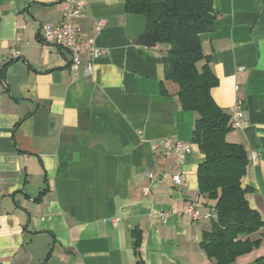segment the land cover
<instances>
[{"label":"crops","instance_id":"1","mask_svg":"<svg viewBox=\"0 0 264 264\" xmlns=\"http://www.w3.org/2000/svg\"><path fill=\"white\" fill-rule=\"evenodd\" d=\"M78 1L79 36L106 50L92 72L88 53L73 73L68 48L43 41L44 24L63 19L67 0H0V63L9 62L0 91V264H217L202 247L212 218L175 212L192 201L210 213L214 200L199 189V114L183 110L178 84L165 79V45L135 42L143 18L125 0ZM214 10V26L200 34V66L218 77L212 94L225 112L244 100L249 124L227 140L258 153L241 181L264 217V0H214ZM164 138L192 143L180 165L164 154ZM177 170L181 185L169 179ZM254 236L260 247L235 264L264 255V228Z\"/></svg>","mask_w":264,"mask_h":264},{"label":"trees","instance_id":"2","mask_svg":"<svg viewBox=\"0 0 264 264\" xmlns=\"http://www.w3.org/2000/svg\"><path fill=\"white\" fill-rule=\"evenodd\" d=\"M125 7L143 18L135 42L165 45V79L178 84L183 110L199 114L193 136L204 155L197 168L199 189L204 198L214 200L212 225L203 234L202 247L217 264H235L262 244L254 234L264 228V217L249 202L252 187L241 181L250 161L248 151L242 143L227 140L233 129L230 114L212 94L218 77L208 63L200 66L207 59L200 34L214 26L218 15L214 0H125ZM8 63H0V91ZM135 236L138 248L142 234ZM256 264H264V255Z\"/></svg>","mask_w":264,"mask_h":264},{"label":"built area","instance_id":"3","mask_svg":"<svg viewBox=\"0 0 264 264\" xmlns=\"http://www.w3.org/2000/svg\"><path fill=\"white\" fill-rule=\"evenodd\" d=\"M84 4L78 0H67L64 7L63 19L59 22H49L44 24V39L45 43H53L60 47L68 48L71 58L69 61L70 70L73 73H77L80 69L82 63V56L84 53H88L91 60L87 61L86 70L87 72H92L94 65V59L104 55L106 50L102 47L93 45L89 41L82 39L78 33V27L76 25V19L82 15L84 11ZM13 56H17L19 51L13 49ZM240 86L236 88L239 89ZM231 118V126L233 128H244L248 126V120L245 118L244 112V100L242 98L236 99L234 105L228 111ZM162 145L164 148V154L167 155L171 152L176 153V162L178 165L182 163L185 157L192 151V143L180 140H172L171 138L162 139ZM158 143L154 144L157 147ZM250 160H257L258 153L256 151H251L249 154ZM149 176H152L150 173ZM170 181L173 184L181 185L185 181V174L177 170L176 172L170 174ZM149 191L148 187H145V192ZM178 214L190 215L192 219H200L203 216L213 217V213H203L201 208L194 204L192 201H187L184 203L179 211H175ZM166 215V213H164Z\"/></svg>","mask_w":264,"mask_h":264}]
</instances>
